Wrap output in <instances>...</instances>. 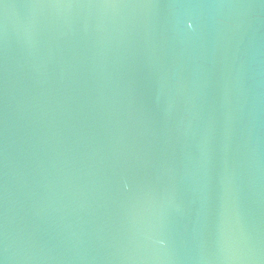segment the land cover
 <instances>
[{"label":"water","instance_id":"1","mask_svg":"<svg viewBox=\"0 0 264 264\" xmlns=\"http://www.w3.org/2000/svg\"><path fill=\"white\" fill-rule=\"evenodd\" d=\"M0 264H264V0H0Z\"/></svg>","mask_w":264,"mask_h":264}]
</instances>
